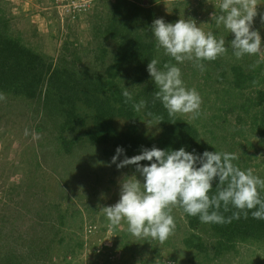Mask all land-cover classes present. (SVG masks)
<instances>
[{
  "label": "rangeland",
  "instance_id": "1",
  "mask_svg": "<svg viewBox=\"0 0 264 264\" xmlns=\"http://www.w3.org/2000/svg\"><path fill=\"white\" fill-rule=\"evenodd\" d=\"M126 1L0 0V16L13 39L77 74L87 68L99 74L111 69L118 41L115 25L109 27L112 7L119 4L126 7V26L132 25L137 7L135 32L147 42H154L151 25L159 18L166 23L191 18L206 32L223 37L226 47L234 39L212 20L219 0ZM253 3L257 15L252 30L264 43V0ZM154 58L161 66L171 59L156 47ZM203 63L204 71L192 62L179 65L185 84L200 93L202 105L198 119L177 118L194 127L203 143L235 153L237 166L264 178V50L236 59L229 48L215 61ZM239 67L255 77L240 89L232 82ZM146 73L145 84L155 86ZM109 81L135 92L141 87L134 84L130 68L112 73ZM5 97L0 101V249L8 252L11 264H264L263 241L237 240L233 250L218 253L215 245L221 241L223 246L220 232L211 223L191 229L178 206L171 213L175 229L163 242L132 236L124 222L112 226L101 209L118 202L125 178L135 175L143 182L136 167L117 169L111 163L115 154H105L107 147L92 144L82 133L62 134L71 141L80 137L65 153L59 139L62 118H45L40 101ZM148 121L144 116L135 122L115 118L114 125L120 132L137 126L142 137L159 138L160 126ZM260 191L264 196V189ZM192 237L194 244L189 245L186 241ZM199 242L206 244L207 252L194 249Z\"/></svg>",
  "mask_w": 264,
  "mask_h": 264
},
{
  "label": "clouds",
  "instance_id": "2",
  "mask_svg": "<svg viewBox=\"0 0 264 264\" xmlns=\"http://www.w3.org/2000/svg\"><path fill=\"white\" fill-rule=\"evenodd\" d=\"M216 7L219 12L212 15L216 27L222 26L234 35L227 47L223 37L206 32L191 18H180L175 23L159 18L151 25L157 52L162 49L163 54L171 58L162 66L159 58L150 60L147 65L156 89L153 103L159 101L170 118L187 115L196 120L201 115L202 97L195 88L185 84L179 65L192 62L194 67L204 71V61H215L229 48L236 59L264 50L261 35L252 30L257 15L253 0H219ZM122 95L125 102L133 101L129 89L124 88ZM5 98L0 93V101ZM147 106L146 99L133 102L138 113ZM147 116L153 117L158 125L163 119L152 112H147ZM121 155H125V149L117 147L111 163L117 169L134 165L143 182L135 175L125 178L118 202L101 211L112 226L126 223L128 233L136 238L167 240L175 229L171 213L177 206L185 214L199 217L202 223H223L225 217L221 209L224 212L236 210L229 219H239L241 215L247 218L250 213L253 219L264 220V196L260 191L264 189V178L255 175L251 168L244 170L237 166L235 153L215 150L197 154L184 147L178 150L153 147L130 158L125 155L123 160H120ZM142 161L150 163L142 165Z\"/></svg>",
  "mask_w": 264,
  "mask_h": 264
},
{
  "label": "trees",
  "instance_id": "3",
  "mask_svg": "<svg viewBox=\"0 0 264 264\" xmlns=\"http://www.w3.org/2000/svg\"><path fill=\"white\" fill-rule=\"evenodd\" d=\"M120 1L127 2L126 0ZM112 8L115 14L112 23L110 22L112 26L109 28L115 25L116 28H114L120 36L115 35L116 32L113 33L114 39L118 41V47L113 63L109 67L111 69L107 71V74L105 72L99 74L92 68H87L88 71L84 70L77 74L76 70L66 66L53 65L52 62L8 35L7 20L0 16V93L15 99L40 101L45 118L49 117L54 120L62 118L59 139L65 153H70L71 144L80 140L79 136L72 141L62 136L68 131L84 134L92 144L104 145L107 147L104 153L108 155L113 153L116 155L117 147L124 148L125 155L129 158L140 154L143 149L153 147L165 150H178L184 147L187 151L197 154H202L204 151L214 152L216 150L214 147L203 143L198 138L194 127L186 125L177 117L170 118L159 101L153 103L156 89L155 86L145 84V78L147 77V65L150 60L154 59L155 43L145 41L138 32H135L139 30L138 24L135 25L138 19L136 6L132 10L133 23L130 26H126V7L119 4ZM123 30H126V33H123ZM125 68L132 69L133 78L136 80L134 84L141 86L136 92L130 89L133 101L128 102H125V97L122 95L124 89L116 87L114 80L113 84L109 81L112 73L114 76L118 75ZM234 71L236 74L232 82L239 89L244 88V83L255 78L251 74H245L240 67ZM140 99H146L148 106L138 113L134 110L133 102H138ZM147 112L163 118L159 124L162 131L159 138L142 137L138 134L137 126H131L126 132H120L114 125L115 118L135 122L139 116H144L155 121L153 117L147 116ZM89 120L91 128L88 126L89 123L86 125ZM149 163L148 161L141 162V164ZM216 183L218 181L213 183V189ZM234 211L236 210L230 209L224 212L221 209L225 221L211 223L213 229L220 232L223 240V246H221V241L215 245L218 253L222 249L233 250V245L237 240L264 242V220L253 219L250 213L247 218L241 215L239 219H229ZM185 216L191 229L202 223L199 217L187 214ZM193 240L194 237L186 242L192 245ZM199 244L200 242L193 245L194 249L198 252H207L206 244ZM0 250L2 264H11L13 260L7 255L8 252Z\"/></svg>",
  "mask_w": 264,
  "mask_h": 264
}]
</instances>
